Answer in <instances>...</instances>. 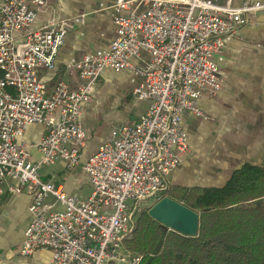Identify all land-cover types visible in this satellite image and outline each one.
<instances>
[{"label": "built area", "instance_id": "obj_1", "mask_svg": "<svg viewBox=\"0 0 264 264\" xmlns=\"http://www.w3.org/2000/svg\"><path fill=\"white\" fill-rule=\"evenodd\" d=\"M44 5L45 0H0V199L5 190L32 197L22 255L48 249V264H142L143 256L125 245L135 216L141 204L169 188L168 176L188 151L183 117L206 119L199 100L216 97L224 84L215 57L264 3L116 0V37L108 50L68 66V74L78 77L76 89L58 81L51 90L40 76L54 68L71 23L59 18L32 29ZM143 52L149 67L134 68L130 59ZM107 69L135 70L142 83L133 94L150 106L135 125L113 131L111 141L83 160L84 107ZM34 124L47 133L28 145L23 136ZM31 148L42 155L38 162ZM57 161L82 165L92 186L88 200L42 178L41 167Z\"/></svg>", "mask_w": 264, "mask_h": 264}, {"label": "crops", "instance_id": "obj_2", "mask_svg": "<svg viewBox=\"0 0 264 264\" xmlns=\"http://www.w3.org/2000/svg\"><path fill=\"white\" fill-rule=\"evenodd\" d=\"M246 1L264 3V0ZM115 2L45 0V5L37 9L32 29L47 26L59 18L69 19L71 23L54 68L40 76L49 90L58 81L76 89L78 77L68 74V66L86 55L98 56L108 50L116 37L113 22ZM249 18L250 24L229 36L223 52L215 57L223 73L224 84L216 97L204 96L199 100L206 119L190 113L183 117L188 151L182 158L181 166L169 177L172 187L223 186L232 173L245 164L264 167V10ZM130 64L137 69H146L150 65V56L143 52L141 58L130 59ZM141 83L142 78L133 69L121 72L107 69L101 73L92 101L85 105L83 111L82 122L87 134L86 145L82 149L83 160L111 141L113 131L135 125L147 112L150 101L133 94ZM46 133L45 126L34 124L26 130L23 140L32 145ZM31 152L32 160L38 162L42 155L34 148ZM59 162L69 173L66 179L60 181L63 171H50L42 175L45 180L63 182L70 195L85 184L92 189L84 171L81 176L74 171L76 167L68 168L65 163ZM31 201L32 197L28 194H6L0 200V264H48L51 259L49 250L37 251L25 257L27 260H23V256L15 257V252L10 253L24 240V232L31 220L28 211ZM5 218L11 219V228L22 229L16 241H11L14 242L12 247L8 239L13 229L3 226Z\"/></svg>", "mask_w": 264, "mask_h": 264}, {"label": "trees", "instance_id": "obj_3", "mask_svg": "<svg viewBox=\"0 0 264 264\" xmlns=\"http://www.w3.org/2000/svg\"><path fill=\"white\" fill-rule=\"evenodd\" d=\"M199 212L198 233L169 230L144 212L126 246L142 264H264V167L245 164L222 187L162 192Z\"/></svg>", "mask_w": 264, "mask_h": 264}, {"label": "rangeland", "instance_id": "obj_4", "mask_svg": "<svg viewBox=\"0 0 264 264\" xmlns=\"http://www.w3.org/2000/svg\"><path fill=\"white\" fill-rule=\"evenodd\" d=\"M83 116V115H82ZM198 118V117H197ZM183 123V122H182ZM82 124H83V122H82ZM183 126V125H182ZM83 127H84V125H83ZM187 139H188V137H187ZM29 145V144H28ZM181 166V165H180ZM179 166V167H180ZM178 167V168H179ZM69 168V167H68ZM75 168V167H74ZM177 168V169H178ZM50 171H63V179H61L60 181H64L65 179H66V176H67V174H69L68 173V171H66L65 169H64V167H63V165L62 164H60V162L59 161H57V163L55 164V165H43L42 166V168H41V171H40V174H41V176L43 175V174H46L47 172H50ZM77 174H79V175H81L82 174V171H84L83 170V168H82V165H78V166H76V169L74 170ZM175 171V170H174ZM173 171V172H174ZM172 174V172L170 173V175ZM170 175L168 176V181H169V177H170ZM82 176V175H81ZM65 177V178H64ZM43 178V177H42ZM44 179V178H43ZM45 180V179H44ZM45 181H51V180H45ZM51 182H53V183H56V182H54V181H51ZM90 182V181H89ZM63 182H61V183H56V184H62ZM10 185V184H9ZM64 185V184H63ZM169 185L171 186V184H170V182H169ZM65 186V185H64ZM222 185H217L216 187H221ZM65 189H66V187H65ZM67 192V191H66ZM6 194H10V195H12V196H17V195H20V194H11V193H9L8 192V190L6 191L5 190V193H4V196L6 195ZM21 194H27V193H21ZM70 195V194H69ZM74 195H77V197L79 196V199L80 200H82V201H86V200H88L91 196H92V189L90 190V187H89V185L88 184H85V185H83L82 186V188L80 189V190H76V192H75V194ZM73 195V196H74ZM90 195V196H89ZM3 196V197H4ZM30 196V195H29ZM89 196V197H88ZM3 197H1V199L3 198ZM88 197V198H87ZM84 198H87V199H84ZM165 198H168V197H165ZM0 199V200H1ZM162 199H164V198H160V195L158 196V198L156 197V198H154V199H149V200H147L145 203H143V204H141V211H140V213H138L136 216H135V228H134V232H135V230H136V228H137V225H138V220H139V217L141 216V214H143L144 212H147V213H149L151 210H152V208L158 203V202H160ZM182 204V203H181ZM28 211H29V208H28ZM30 213V212H29ZM197 213H199V212H197ZM7 216V215H6ZM30 217H31V214H30ZM31 219H32V217H31ZM156 221H158L157 219H156ZM159 222V221H158ZM163 226H165L166 228H168L169 230H172V228L170 227V226H168V225H166V224H164V223H162V222H160ZM30 224H31V220H30ZM29 224V225H30ZM29 225H28V227H29ZM3 226H6V229H13V228H11L12 227V225H11V219L10 218H5L4 220H3ZM28 227L26 228V230L28 229ZM20 227L18 228H16V229H13L12 230V234H11V236L9 237V239H8V241L9 242H11L12 240L13 241H16V239L18 238V234L20 233ZM22 230V229H21ZM26 230H25V232H26ZM174 231V230H173ZM25 232H24V238H25ZM134 232H133V234H134ZM133 234L130 236V237H132L133 236ZM130 237H128L127 239H126V241L130 238ZM126 241H125V245H126ZM23 242H24V240H23ZM23 242H22V244H21V246L18 248L17 247V249H16V247H14L15 248V250L14 251H11L10 253H13V252H15L14 253V256L15 257H17V256H23L22 257V259L23 260H27L25 257H29V256H32V255H29V256H25V255H22V253H21V248H22V245H23ZM10 245H11V247L14 245V242H11L10 243ZM16 246V245H15ZM127 247V246H126ZM128 249V248H127ZM18 250H19V252H18ZM42 250H48V249H42ZM129 250V249H128ZM38 251H40V250H38ZM50 252H51V250H49ZM18 252V254H16ZM37 252V251H36ZM131 252V251H130ZM132 253V252H131ZM133 254H135V253H133ZM139 255V254H138ZM51 258H52V252H51ZM16 260H18L17 258H16ZM51 260V259H50ZM49 260V261H50ZM19 261V260H18ZM49 263V262H48Z\"/></svg>", "mask_w": 264, "mask_h": 264}, {"label": "water", "instance_id": "obj_5", "mask_svg": "<svg viewBox=\"0 0 264 264\" xmlns=\"http://www.w3.org/2000/svg\"><path fill=\"white\" fill-rule=\"evenodd\" d=\"M149 215L183 235L195 236L198 233L199 213L170 198L158 202Z\"/></svg>", "mask_w": 264, "mask_h": 264}]
</instances>
